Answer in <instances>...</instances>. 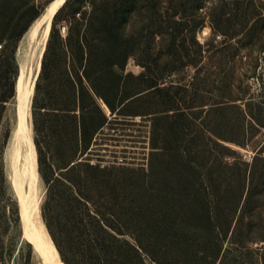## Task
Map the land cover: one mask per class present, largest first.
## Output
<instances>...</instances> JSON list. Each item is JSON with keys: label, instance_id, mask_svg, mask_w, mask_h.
<instances>
[{"label": "rangeland", "instance_id": "rangeland-1", "mask_svg": "<svg viewBox=\"0 0 264 264\" xmlns=\"http://www.w3.org/2000/svg\"><path fill=\"white\" fill-rule=\"evenodd\" d=\"M52 1L0 0V57H9L7 77L16 83L15 94L7 93L5 100L0 101V264L44 263L43 255L26 235L20 201L23 189L43 216L47 185L40 172L38 149L37 166L28 163L25 156L28 130L32 129L36 145L33 100L49 41L68 37L75 9L81 7L78 15L82 16L81 12L93 7V0H72L56 18L58 11L55 13L44 41V28L34 34L33 27ZM94 1L96 6L102 4V0ZM125 6V40L133 52L124 73L136 77L148 73L149 78L143 77L144 88L154 83L164 88L158 93L155 106L160 114L168 109L172 114L170 122L175 132L170 139L182 144L203 142L208 134L235 150L236 153L225 157L228 160L241 157L252 162L264 143V0H126ZM219 33L222 37L216 38ZM7 87L5 82L2 90ZM165 96L167 104L163 101ZM129 101L131 98L126 100ZM99 102L104 107L100 99ZM225 102L239 107L231 109V122L223 130L225 138H219L206 131L202 118L206 110ZM182 110L195 112V124L179 126L181 119L177 114ZM151 131L150 115L121 114L115 110L107 116L90 147L80 149L78 154L102 165L147 167ZM149 179L134 177L140 184L138 188L118 186L114 191L104 181L90 185L93 204L108 215L113 212L111 205L116 204V215L130 225L129 231L122 235L128 239L175 238L165 250L164 264H219L207 255L212 248L190 235L172 236L155 227L137 230L168 220L197 221L179 214V207L159 211L148 206L147 200L164 194L157 185L143 184ZM254 207L257 211L250 221L257 230L264 225V199ZM239 214L240 210L233 218L236 220ZM55 247L60 260L56 243ZM228 264H264V240L255 237Z\"/></svg>", "mask_w": 264, "mask_h": 264}, {"label": "trees", "instance_id": "trees-1", "mask_svg": "<svg viewBox=\"0 0 264 264\" xmlns=\"http://www.w3.org/2000/svg\"><path fill=\"white\" fill-rule=\"evenodd\" d=\"M70 2H64L55 18ZM125 2L102 0L96 6L93 0L91 11L81 12L82 16L78 7L71 14L68 37L50 40L45 51L33 100L39 167L47 185L44 219L66 264H148V260L164 264L165 250L175 238L135 236L131 240L122 236L130 225L118 218L116 204L111 205L113 212L108 215L93 204L90 194V185L100 181L111 190L118 186L138 188L134 177L144 176L150 179L143 184L157 185L164 193L147 200L148 206L159 211L179 207V214L197 221L168 220L137 230L155 227L172 236L190 235L212 248L207 255L213 261L228 264L255 237L264 240V225L256 230L250 221L257 211L254 206L264 199V143L253 161L247 162L241 157L225 158L235 150L208 134L203 142L182 144L170 139L175 132L170 122L172 114L169 109L160 114L155 106L164 88L157 83L144 88L148 73L144 78L124 73L133 52L125 40ZM8 65L9 57H0L1 102L7 93L15 94L16 83L7 77ZM5 82L8 87L2 90ZM129 98L132 101L126 102ZM163 101L167 104L169 100L165 96ZM234 107L239 106L225 102L206 110L202 118L206 131L225 138L223 130L228 129ZM115 110L151 116L147 167L102 165L78 154L80 149L90 147ZM178 115L179 126L195 124V112L182 110ZM132 203L137 202L133 199Z\"/></svg>", "mask_w": 264, "mask_h": 264}, {"label": "bare ground", "instance_id": "bare-ground-1", "mask_svg": "<svg viewBox=\"0 0 264 264\" xmlns=\"http://www.w3.org/2000/svg\"><path fill=\"white\" fill-rule=\"evenodd\" d=\"M64 2L65 0H54L50 3L46 12L39 18L33 27L34 34L37 33L40 27H43V40H47L52 26L53 17ZM25 156L28 163H31L34 167L37 166L38 153L36 145L33 141L32 129L28 130L27 133V148ZM20 201L26 223V235H28L34 241L36 250H38V252L43 255V264H58V252L43 219L39 206L31 198H29V196H27L25 190L23 189H20Z\"/></svg>", "mask_w": 264, "mask_h": 264}, {"label": "built area", "instance_id": "built-area-1", "mask_svg": "<svg viewBox=\"0 0 264 264\" xmlns=\"http://www.w3.org/2000/svg\"><path fill=\"white\" fill-rule=\"evenodd\" d=\"M215 37L216 38H220V37H222V34L221 33L215 34ZM1 46H2V44H1ZM58 264H66V263H65V261L63 259H60Z\"/></svg>", "mask_w": 264, "mask_h": 264}]
</instances>
